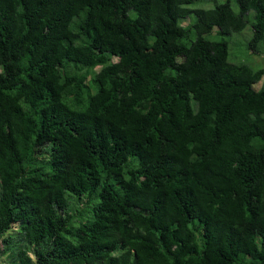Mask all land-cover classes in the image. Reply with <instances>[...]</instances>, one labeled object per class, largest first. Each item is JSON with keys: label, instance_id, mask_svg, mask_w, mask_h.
I'll list each match as a JSON object with an SVG mask.
<instances>
[{"label": "trees", "instance_id": "obj_1", "mask_svg": "<svg viewBox=\"0 0 264 264\" xmlns=\"http://www.w3.org/2000/svg\"><path fill=\"white\" fill-rule=\"evenodd\" d=\"M211 2L0 0V258L264 264V0Z\"/></svg>", "mask_w": 264, "mask_h": 264}, {"label": "rangeland", "instance_id": "obj_2", "mask_svg": "<svg viewBox=\"0 0 264 264\" xmlns=\"http://www.w3.org/2000/svg\"><path fill=\"white\" fill-rule=\"evenodd\" d=\"M226 0H212L211 4H205V7L212 8L215 4L224 3ZM231 8L235 13L238 12L237 5L235 0H229ZM192 8H198L199 5H193ZM253 13H249L247 19L251 20L253 18ZM253 20V19H252ZM252 30L250 27V23L239 33H233L230 36L224 37V39L228 42L229 47V61L232 63H246L253 69H264V53L261 55H257L252 53L247 49V42L251 38ZM264 47V43L259 44V49ZM98 70V69H97ZM264 87V76L261 81L255 86V89H260ZM9 234L12 237H16V232L10 231ZM2 244H0V248ZM19 248H15V252L18 251ZM14 253V252H13ZM12 252H7L4 256L0 258V264H12Z\"/></svg>", "mask_w": 264, "mask_h": 264}]
</instances>
